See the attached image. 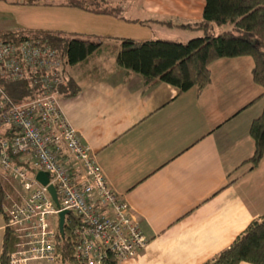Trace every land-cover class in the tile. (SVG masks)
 <instances>
[{"label":"crops","instance_id":"0c3cea01","mask_svg":"<svg viewBox=\"0 0 264 264\" xmlns=\"http://www.w3.org/2000/svg\"><path fill=\"white\" fill-rule=\"evenodd\" d=\"M100 2L115 13L67 0H0V33L95 38L104 45L123 37L176 40L175 31L195 36L191 26L203 20L205 5ZM252 67L249 56L219 58L210 64V82L186 91L145 82L106 49L64 67L79 91L60 96L59 105L147 238L136 256L118 264H203L264 213V155L257 167L236 169L253 152L249 128L264 106V98L247 105L262 91ZM0 215L1 253L7 222Z\"/></svg>","mask_w":264,"mask_h":264},{"label":"built area","instance_id":"2783aa9c","mask_svg":"<svg viewBox=\"0 0 264 264\" xmlns=\"http://www.w3.org/2000/svg\"><path fill=\"white\" fill-rule=\"evenodd\" d=\"M64 77L57 46L35 39L0 40V81L41 82V92L22 103L14 102L0 82V168L24 191L6 208V226L20 246L11 252L10 264H59L58 213L65 209L79 216L72 229L73 252L85 264H103L108 255L117 260L136 256L147 242L61 109L58 85ZM40 170L49 173L47 184L36 178Z\"/></svg>","mask_w":264,"mask_h":264},{"label":"trees","instance_id":"16d2710c","mask_svg":"<svg viewBox=\"0 0 264 264\" xmlns=\"http://www.w3.org/2000/svg\"><path fill=\"white\" fill-rule=\"evenodd\" d=\"M67 3L97 13L116 11L113 6H103L100 0H67ZM222 24H231V28L216 32L215 25ZM191 27L202 30V34L187 41L123 37L115 38L114 42L104 45L101 39L95 38L31 36L15 32L0 33V40L19 42L35 39L48 42L59 48L64 67L86 61L92 54L106 49L115 55L116 64L126 72L140 74L147 83H170L180 91L192 87L204 88L211 80L210 64L213 61L219 58L249 56L253 60L252 79L262 91L247 105L264 98V0H205L203 20ZM0 82L16 103L32 99L41 92V82H34L32 78ZM78 91L79 86L75 79L65 74L58 85V96H72ZM249 135L254 143L253 152L236 169L244 165L253 169L264 155V106L261 113L252 120ZM13 194V187L3 183L0 178V213L5 216L6 222L8 213L4 204L10 202ZM9 195L11 196L8 198ZM75 223H79V216L70 211L65 216L64 236H58L59 264H85L73 252L72 229ZM14 244L11 228L6 226L0 264H10ZM240 261L264 264V213L251 220L230 245L203 264H238ZM117 262L114 256L108 255L103 264H118Z\"/></svg>","mask_w":264,"mask_h":264},{"label":"rangeland","instance_id":"374dc122","mask_svg":"<svg viewBox=\"0 0 264 264\" xmlns=\"http://www.w3.org/2000/svg\"><path fill=\"white\" fill-rule=\"evenodd\" d=\"M228 28H231V24H226V25H224V24H222V25H217L216 27H215V31H222V30H224V29H228ZM193 32H194V29H191ZM191 30H188L187 32H190ZM196 31H198L197 33H195V36H199V35H201V31L199 32V29H195ZM163 31H168V29H163ZM191 31V32H192ZM169 32H171V31H169ZM183 31H175L174 32V36L175 37H178V38H176V40L177 39H185L184 41H187L188 39H190V38H192V37H195V36H192V37H190V38H181V37H183V33H182ZM171 33H173V32H171ZM170 35V37L172 36V34H169ZM168 37V36H167ZM178 41H181V40H178ZM261 88V87H260ZM0 178H1V180H2V182L3 183H6V184H10L12 187H13V192H14V194H13V196L10 198V202L9 203H5L4 204V209H6L7 207H9L10 205H11V203L13 202V200H21V198H22V196H23V194H24V191H23V189H22V187H21V185L16 181V180H14L13 178H11L8 174H6V173H4L2 170H1V168H0ZM11 195H9V196H7L8 198L10 197ZM0 220H2V215H0ZM18 240V238L15 240V242ZM20 248V246L16 243V244H14V249H13V251H16L17 249H19Z\"/></svg>","mask_w":264,"mask_h":264},{"label":"water","instance_id":"95a60500","mask_svg":"<svg viewBox=\"0 0 264 264\" xmlns=\"http://www.w3.org/2000/svg\"><path fill=\"white\" fill-rule=\"evenodd\" d=\"M36 178L43 184H47L49 182V173L44 170H40L36 174ZM48 189L52 195L53 200L55 201L56 204H58V197L56 193V189L53 184L48 185ZM70 212V210L65 209L61 210L58 213L59 217V233L61 236H64V223H65V216Z\"/></svg>","mask_w":264,"mask_h":264}]
</instances>
